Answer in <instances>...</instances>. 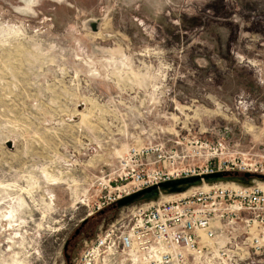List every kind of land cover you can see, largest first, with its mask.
<instances>
[{"label":"rangeland","instance_id":"374dc122","mask_svg":"<svg viewBox=\"0 0 264 264\" xmlns=\"http://www.w3.org/2000/svg\"><path fill=\"white\" fill-rule=\"evenodd\" d=\"M217 141L264 162V0H0V264H73L121 156Z\"/></svg>","mask_w":264,"mask_h":264},{"label":"built area","instance_id":"2783aa9c","mask_svg":"<svg viewBox=\"0 0 264 264\" xmlns=\"http://www.w3.org/2000/svg\"><path fill=\"white\" fill-rule=\"evenodd\" d=\"M201 147L203 162L191 165L178 164L176 151L163 145L127 151L119 159L121 174L108 180L107 197H99L94 212L169 181L214 173L264 177V162L227 156L221 141ZM262 184L202 183L183 197L160 195L120 209L84 242L73 264H254L252 257L264 254Z\"/></svg>","mask_w":264,"mask_h":264},{"label":"water","instance_id":"95a60500","mask_svg":"<svg viewBox=\"0 0 264 264\" xmlns=\"http://www.w3.org/2000/svg\"><path fill=\"white\" fill-rule=\"evenodd\" d=\"M8 148H11V145L7 144ZM260 181L264 182V177L259 175H250L244 173L239 174H224V173H214L204 175L202 177H190L174 181H169L165 183L152 186L136 193H133L127 197H124L118 200L114 205H112L117 210L130 207L134 204L140 202H150L156 201L160 195H177L186 192L187 190L198 187L202 183L204 184H213L218 182H235L238 184H248V181Z\"/></svg>","mask_w":264,"mask_h":264},{"label":"bare ground","instance_id":"6f19581e","mask_svg":"<svg viewBox=\"0 0 264 264\" xmlns=\"http://www.w3.org/2000/svg\"><path fill=\"white\" fill-rule=\"evenodd\" d=\"M262 186H264L263 184H262ZM190 193V191H188V192H185V193H183V194H180V195H175V196H166V197H163V199H165V200H169V199H172V198H174V197H183V196H186V195H188ZM11 212V211H10ZM9 216H10V214L11 213H7Z\"/></svg>","mask_w":264,"mask_h":264}]
</instances>
